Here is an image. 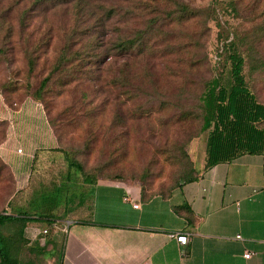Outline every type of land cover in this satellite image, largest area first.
I'll return each instance as SVG.
<instances>
[{
    "label": "rangeland",
    "instance_id": "374dc122",
    "mask_svg": "<svg viewBox=\"0 0 264 264\" xmlns=\"http://www.w3.org/2000/svg\"><path fill=\"white\" fill-rule=\"evenodd\" d=\"M235 34L248 86L264 104V0H0V151L9 129L7 147L27 150L23 117L12 114L15 133L5 117L35 101L48 77L38 104L58 142L37 155L21 191L0 155V213L57 224H28L26 243L13 248L23 262L57 264L68 222L90 217L99 182L167 196L206 170L203 97L212 79L228 82L223 44ZM129 40L136 47L127 53L120 46ZM33 226L49 230L46 245L26 233Z\"/></svg>",
    "mask_w": 264,
    "mask_h": 264
},
{
    "label": "crops",
    "instance_id": "0c3cea01",
    "mask_svg": "<svg viewBox=\"0 0 264 264\" xmlns=\"http://www.w3.org/2000/svg\"><path fill=\"white\" fill-rule=\"evenodd\" d=\"M9 111L10 120H5L14 133L17 127L12 114L23 117L18 126L27 150L7 147L9 129L0 155L21 191L29 186L37 155L51 153L58 142L40 104L26 101L15 112ZM30 111H36L34 122L24 117L30 116ZM11 153L21 160L10 161ZM127 190L136 197L140 209L125 202ZM91 202L90 217L68 222L63 264H264L261 156H244L205 170L198 180L167 196L147 197L138 186L120 181L99 182ZM174 233L189 235V243L180 245L172 238ZM246 252L254 253L253 257L246 259Z\"/></svg>",
    "mask_w": 264,
    "mask_h": 264
},
{
    "label": "trees",
    "instance_id": "16d2710c",
    "mask_svg": "<svg viewBox=\"0 0 264 264\" xmlns=\"http://www.w3.org/2000/svg\"><path fill=\"white\" fill-rule=\"evenodd\" d=\"M234 37L233 41L229 43L224 41L223 44V51L231 66L228 82H222L221 78L212 79L208 82L203 97L205 111L203 131L208 132L206 170L221 164L233 163L244 156L264 158V129L260 128L264 122V104L259 102L248 86L244 74L246 60L238 46L239 35L235 34ZM135 47V40L125 41L120 46L127 53L135 50ZM65 62L63 57L55 69L56 72L65 68ZM50 82V77L42 82L34 98L36 103L41 101ZM49 123L51 125L50 121ZM72 165L83 171L81 165L75 162ZM4 166L11 172L6 163ZM198 179L199 176H188L180 187ZM44 220L50 225L56 221L52 217L30 216L27 213L16 215L0 213V264H32L23 262L20 253L13 251L14 242L26 243L25 230L28 224ZM12 228L16 229L15 234L11 233ZM49 255L52 258L57 256L55 251ZM57 264H63V251L58 257Z\"/></svg>",
    "mask_w": 264,
    "mask_h": 264
},
{
    "label": "built area",
    "instance_id": "2783aa9c",
    "mask_svg": "<svg viewBox=\"0 0 264 264\" xmlns=\"http://www.w3.org/2000/svg\"><path fill=\"white\" fill-rule=\"evenodd\" d=\"M18 153H22V150L19 149ZM125 202L131 203L135 209H140V204L136 200V197L127 190L126 196L124 198ZM27 234L32 235L33 241H39L42 245H46V236L49 234V230H36V229H27ZM172 238H175L180 245H187L190 241L189 235L183 233H174L171 235ZM238 239H241V236H238ZM254 253L246 252L245 258L251 259Z\"/></svg>",
    "mask_w": 264,
    "mask_h": 264
}]
</instances>
